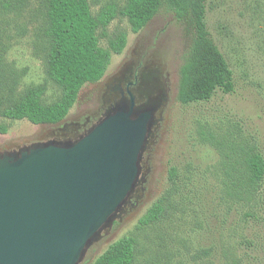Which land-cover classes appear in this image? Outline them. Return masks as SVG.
Here are the masks:
<instances>
[{"label":"rangeland","instance_id":"1","mask_svg":"<svg viewBox=\"0 0 264 264\" xmlns=\"http://www.w3.org/2000/svg\"><path fill=\"white\" fill-rule=\"evenodd\" d=\"M87 1L93 17L108 4L119 9L125 4ZM43 19L42 0H0L3 107L38 86L44 87V104L60 95L46 72ZM206 22L233 73L234 91L217 92L209 102L189 106L177 101L189 38L173 14L160 11L137 33L120 15L106 29H97L103 49L118 33L127 37L105 76L124 64L128 69L139 66L146 76L170 83L171 103L151 148L137 203L117 210L78 264H91L126 236L138 242L134 264H264V178L255 188L246 184L247 159L259 154L264 160V0H207ZM102 80L81 88L68 119L95 106ZM0 126L7 127L0 134L1 152L47 142L55 128L1 116ZM171 168L177 177L173 182ZM160 198H167L165 217L138 229L140 218Z\"/></svg>","mask_w":264,"mask_h":264},{"label":"water","instance_id":"2","mask_svg":"<svg viewBox=\"0 0 264 264\" xmlns=\"http://www.w3.org/2000/svg\"><path fill=\"white\" fill-rule=\"evenodd\" d=\"M146 122L117 113L72 146L0 151V264H78L137 180Z\"/></svg>","mask_w":264,"mask_h":264},{"label":"trees","instance_id":"3","mask_svg":"<svg viewBox=\"0 0 264 264\" xmlns=\"http://www.w3.org/2000/svg\"><path fill=\"white\" fill-rule=\"evenodd\" d=\"M207 0H125L122 8L104 6L93 17L87 0H42L43 31L46 51V72L60 89L59 97L50 104L42 102L44 87L30 88L16 101L2 106L0 116L12 121L27 120L33 125H55L68 115L85 84L99 82L105 75L112 55L126 47L124 32L108 40V47L99 46L96 31L102 30L117 15L127 19L133 33L139 32L160 11L174 15L189 38L188 50L179 70L177 101L181 106L209 102L217 92L234 91L233 73L215 45L207 28ZM7 132L0 126V134ZM246 184L255 188L264 178V160L252 155L246 161ZM170 181L176 171L170 169ZM170 198V196H169ZM167 198L155 202L138 222V229L156 224L165 217ZM138 242L126 236L113 242L91 264H134Z\"/></svg>","mask_w":264,"mask_h":264},{"label":"flooded vegetation","instance_id":"4","mask_svg":"<svg viewBox=\"0 0 264 264\" xmlns=\"http://www.w3.org/2000/svg\"><path fill=\"white\" fill-rule=\"evenodd\" d=\"M143 72L139 66L128 69L124 64L111 74L104 75L98 86L100 88L95 106L69 119L67 115L63 121L53 125L55 128L49 141L41 142L68 147L87 135L99 122L117 113L128 114L131 120L147 116L146 141L137 164V180L121 207L137 203V193L143 189L145 175L149 172L147 163L151 148L157 141L166 110L171 103L170 83L161 78L146 76Z\"/></svg>","mask_w":264,"mask_h":264}]
</instances>
